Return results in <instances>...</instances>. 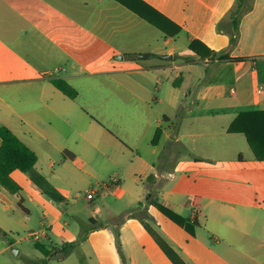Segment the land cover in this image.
<instances>
[{
	"label": "crops",
	"instance_id": "0c3cea01",
	"mask_svg": "<svg viewBox=\"0 0 264 264\" xmlns=\"http://www.w3.org/2000/svg\"><path fill=\"white\" fill-rule=\"evenodd\" d=\"M141 1L172 23L169 32L177 28L180 32L166 35L118 0H0V125L7 126L38 155L34 176L30 182L27 179L31 191L41 178V155L48 157L50 167L54 152L66 154L74 163L81 160L80 154L55 143L66 128H75L84 134L85 153L92 152L96 144L112 143V139L128 143L125 148L132 155V165L142 162L145 179L154 175L150 189L138 194L137 201L144 194L147 201L157 199L198 223L192 235L149 204L147 210H112L105 224L90 215V223L80 225L72 242L89 231L86 239L57 262L65 264L75 256L78 264H121V260L123 264H264V161L257 160L244 134L228 132L240 113L264 110V91L260 89L264 85V0H249V10L240 15L234 44L227 14L236 0ZM192 42L203 53L206 46L241 60L202 59L189 49ZM138 53L148 55L151 82L135 80L136 72L143 70L136 62ZM202 68L208 75L199 74L184 93L187 79L182 71L195 76ZM54 78H63L74 87L85 78L103 86L112 79L115 93L123 96L78 110L72 103L76 99L58 90L51 82ZM137 86L145 90L143 101L151 110V101L168 105L180 113L176 118L182 122L175 125L167 112H156L155 124L146 125L147 135L161 128L163 138L153 145V158L148 161L126 140L142 129L136 124L118 126L126 119L135 121L136 104L129 92ZM223 87L225 100L220 97ZM188 106L203 112H192ZM215 106L224 108L206 112L207 107ZM186 107L190 115L185 113ZM214 120L220 124L214 125ZM111 123H116L120 136L110 133ZM205 136L212 140L202 145L194 142ZM120 144L125 152L126 144ZM163 153L169 154L168 159H160ZM16 172L12 177L22 191ZM120 183L106 191L120 192ZM21 191L11 194L0 186V202L12 205L11 198ZM104 193L86 201L92 203ZM23 202L24 198L17 201L28 212ZM58 220L46 218L48 227L30 229L29 237L45 231L39 242H51L50 233ZM63 243L68 242L50 245ZM18 249L17 256L24 257L26 264L40 260ZM8 250L0 242V256Z\"/></svg>",
	"mask_w": 264,
	"mask_h": 264
},
{
	"label": "rangeland",
	"instance_id": "374dc122",
	"mask_svg": "<svg viewBox=\"0 0 264 264\" xmlns=\"http://www.w3.org/2000/svg\"><path fill=\"white\" fill-rule=\"evenodd\" d=\"M140 55H147V53L137 54V65L142 67L143 70L136 72L135 80L137 82H151L152 76L147 69L150 66V61L146 57L142 58ZM120 57L118 59L122 60ZM182 73H184L187 79V86L182 90L184 93L188 92V89L192 87L191 85L197 82L195 78L199 74H202L203 78L205 75H208V72L204 68L195 76L194 73H190L188 70H184ZM107 81L109 84L103 83L104 86L102 84L96 85L95 79L85 78L80 82L77 81L76 87L73 86L78 91V97L72 102L75 105L74 107L78 110L84 108V106L90 108L91 104L95 106L103 103L104 100L122 98V94L115 93L113 89L115 83L113 80L107 79ZM145 93V90L140 86H137L136 91L129 92L130 100L133 99L136 104V122L126 119L118 126L126 125L132 127L136 124L137 128L142 129L141 133L137 135L131 134V139L126 137V140L131 144L133 143L131 148L134 151L135 144L139 151L138 154L144 156L143 158L148 161L153 158L151 154L153 145L163 138L162 134L157 139H155L156 133L154 135H147V127L149 125L151 127L156 122V112H167L175 125L179 124L180 126L182 122L176 118V115H180V113L178 111L173 112L168 105H157L154 101H151L153 106V110H151L147 106V103L143 101L146 100ZM225 96H227V93L225 87H223L220 90V97H222V100H225ZM223 108L222 106L207 107L206 112H217ZM188 109L195 113L203 112L195 106H188ZM188 109L186 107L185 113ZM186 114L190 115L191 113ZM160 118H162V115H160ZM111 124L113 125H108L111 128L110 133L113 131L116 135L120 136L117 127L114 126L116 123ZM213 124H220L219 120H214ZM78 127L82 129V126ZM67 129L62 134V137L57 136L55 138L56 146L61 147L66 145L72 153L80 154L81 160L74 163L70 157H64L66 154L54 152V156L51 157L54 165L50 167L48 157L41 155L38 166L41 178L40 180H35L33 184L35 191H31V186L28 185V181L30 182V178L34 176V170L30 173L18 171L15 177L23 184L24 189L18 197L14 196L11 198L13 200L12 205L0 202V242L3 247L9 246V250L5 256H0V261H4V264H26L24 257L17 256L19 247L22 249L23 254L27 253L30 257L37 256L39 259L43 258L42 254L35 248L34 240L29 237V230H44L49 224V221H45L46 218H49L50 222L57 218L59 219L50 233L51 242L42 240L43 244L48 246L51 243L60 242V240L67 242L76 240L80 225L83 222L90 223L88 220V216L90 215H93L99 224H105L112 210L118 212L129 210L133 212L140 209H150V206L146 207L147 200L144 198V194L143 199L137 201L138 194L143 193L146 187L150 189V181L143 176L141 171L143 169L141 168L142 162H136L132 165V155L128 154L127 148H125L129 146L128 143H125L123 140H119L118 142L112 139V143L109 142L108 145L96 144L91 150L92 152L85 153L87 149L85 139L83 138L84 134L81 131L77 132L75 128ZM184 129L187 132V122L184 125ZM211 140L212 137L205 136L194 139V142L202 145L204 142ZM120 143L126 144L123 146L125 152L120 148ZM54 151L56 150L54 149ZM167 164L169 166L172 165V161H169ZM177 175H180V173H177ZM114 178L121 180L120 192L113 193L106 191L103 196L98 197L92 203L86 201L87 192L100 188L103 183H109ZM20 198H24L23 205L27 208L28 212L22 210L18 205L17 201ZM97 205H99L98 209ZM45 211H48L47 216L44 214ZM185 215H188V212ZM109 228L115 231L112 225ZM76 259L75 256H70L65 264H78ZM49 264H58V262L57 260H51ZM121 264H123L122 260Z\"/></svg>",
	"mask_w": 264,
	"mask_h": 264
},
{
	"label": "trees",
	"instance_id": "16d2710c",
	"mask_svg": "<svg viewBox=\"0 0 264 264\" xmlns=\"http://www.w3.org/2000/svg\"><path fill=\"white\" fill-rule=\"evenodd\" d=\"M118 1H121L129 9L133 10L140 18L144 19L152 26L160 29L166 35L175 36L180 32L179 28L176 29V32H169L167 27L172 23L143 1ZM249 6V0H236L227 14V17L230 20L231 42L233 44L235 42V36L238 34V22L240 15L246 10H249ZM203 48L206 50L205 53L196 47V43L192 42L189 45V49L201 56L202 59L209 57L212 61L217 59L220 62L231 59L241 60L240 58L233 59L229 56V54L210 51L206 46H203ZM51 82L58 90L70 99H76L78 97V91L65 79L54 78ZM228 132L244 134L247 143L257 160L264 161V110H254L240 113L228 128ZM160 134L161 131L158 129L155 134V139H157ZM0 139L2 141L0 145V186L11 194H17L22 188L12 177L13 172L20 171L22 173H30L38 162V155L5 125H0ZM180 149L185 152L184 147H181ZM168 157L169 154L163 153L160 156V159L166 160ZM147 179L152 181L154 179V175H149ZM147 204L157 208V210H159L168 219L181 226L192 235V228L198 226L196 221H191L190 219L177 214L157 199H149ZM88 233L89 231H83L77 241L63 243L60 246H46L40 242H34L35 248L43 256V258L36 264H49L51 260L62 261L66 259L76 249V247L86 239Z\"/></svg>",
	"mask_w": 264,
	"mask_h": 264
},
{
	"label": "built area",
	"instance_id": "2783aa9c",
	"mask_svg": "<svg viewBox=\"0 0 264 264\" xmlns=\"http://www.w3.org/2000/svg\"><path fill=\"white\" fill-rule=\"evenodd\" d=\"M260 89L264 91V85L260 86ZM233 90V89H232ZM119 180L117 178L111 179L109 183H103L100 188H97L95 190H92L87 193L86 198L91 201L96 198L97 195L103 194L106 190L112 187H118ZM44 236H46V232H33L31 233V238L35 242H39Z\"/></svg>",
	"mask_w": 264,
	"mask_h": 264
},
{
	"label": "water",
	"instance_id": "95a60500",
	"mask_svg": "<svg viewBox=\"0 0 264 264\" xmlns=\"http://www.w3.org/2000/svg\"><path fill=\"white\" fill-rule=\"evenodd\" d=\"M142 58H144V57H146V58H148V55H140ZM120 58H122V57H120ZM0 231H1V229H0Z\"/></svg>",
	"mask_w": 264,
	"mask_h": 264
}]
</instances>
